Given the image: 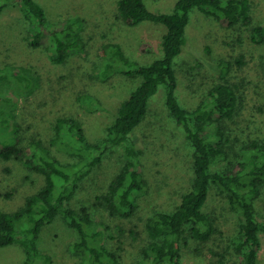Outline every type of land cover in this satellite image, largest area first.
Returning a JSON list of instances; mask_svg holds the SVG:
<instances>
[{"label":"trees","instance_id":"16d2710c","mask_svg":"<svg viewBox=\"0 0 264 264\" xmlns=\"http://www.w3.org/2000/svg\"><path fill=\"white\" fill-rule=\"evenodd\" d=\"M15 1L26 19L35 20L30 35L31 47H41L48 38L51 59L56 64L64 63L72 53L83 50L82 18L50 23L36 0ZM6 4L0 0V15ZM193 9L223 22L227 29H234L237 25L248 27L253 42H264V21L253 24L249 0H176L172 12H153L143 0H117V18L126 24L134 26L151 21L163 24L166 32L161 40L162 56L130 70L118 68L121 63L130 61L121 45L106 36L102 38L97 48L98 56L104 58L100 78L108 80L112 73L141 77V82L128 97L120 101L112 121L105 127V137L92 141L78 118L57 116L49 145L34 135L23 138L17 130L10 142H0V161L21 160L28 170L42 178L41 186L26 195L17 209L0 208V247L20 244L25 251L22 264H51V256L43 254L38 239L43 226L59 215L75 233V240L69 244L78 259L74 264H121L117 252L120 247L111 250L103 246L102 228L95 227L86 206L75 208L73 200L80 180L102 161L108 151L121 147L119 171L97 199L109 215L118 220H129L137 212L139 194L146 190L147 183L138 168L144 151L133 135L149 110L150 98L160 85L165 87L167 111L182 128L190 144L193 176L185 191H176L179 198L173 210H157L146 218L144 226L148 240L141 247L136 264H182L183 245L188 244V239L195 244V250H207L218 256L221 264L226 259L231 264H257L260 233H264V210L259 203L264 199V139L238 142V133L232 123L239 115L244 97L240 85L223 79L213 84L193 108L183 107L176 95L173 60L186 43L185 30ZM237 63L243 62L238 59ZM4 68L7 67L1 61L0 90L10 76L15 82L23 83L24 88L30 87L34 81L24 66L8 68V71ZM224 70H227V63ZM1 94L2 91L0 97ZM90 104L94 108H103L100 101L93 98H90ZM5 115L12 114L0 108L1 127H6ZM13 124L20 126L15 121ZM53 147L77 158V164H64L53 153ZM232 153L234 162L230 161ZM227 161L229 166L225 165ZM212 188H217L237 213V230L224 245L217 243L215 218L204 211ZM3 196L10 197L11 192H5ZM119 231L120 234L123 232L121 228ZM117 238V242H121L120 236Z\"/></svg>","mask_w":264,"mask_h":264},{"label":"rangeland","instance_id":"374dc122","mask_svg":"<svg viewBox=\"0 0 264 264\" xmlns=\"http://www.w3.org/2000/svg\"><path fill=\"white\" fill-rule=\"evenodd\" d=\"M1 1L8 4L0 15V62L7 67L4 68L6 71L26 67L34 81L30 87L24 88L23 83L15 82L10 76L3 84L0 108L12 115H5L6 127L0 126V142H10L17 130L23 138L34 135L49 145L57 116L78 118L92 141L104 138L105 127L112 121L120 101L128 97L141 82V77L111 72L108 80H102L99 72L104 58L97 54L102 38L106 36L121 45L130 61L121 63L118 68L130 70L162 56L161 40L166 27L151 21L134 26L126 24L117 18V0H36L50 23L77 17L83 19L80 30L85 45L83 50L72 53L64 63L56 64L51 59L48 38L41 47L30 45L35 20L23 16L17 1ZM175 1L143 0L153 12H172ZM249 1L253 24L262 23L264 0ZM185 35L182 52L173 60L176 95L181 105L193 108L213 84L223 79L238 82L244 96L239 115L232 123L238 133V142L264 139V42H253L248 27L237 25L234 29H227L223 22L197 9L190 13ZM238 59L243 63L238 64ZM226 63L227 70H224ZM164 97L165 87L160 85L150 98L149 110L133 135L144 151L138 168L147 183L146 190L139 194L137 212L129 220H118L109 215L97 199L119 171L121 147L108 151L102 161L80 180L75 192V208H88L95 227L103 230V246L111 250L120 247L117 252L121 264H136L140 249L148 240L144 226L146 218L157 210H173L179 198L176 191H185L193 176L190 144L182 128L167 111ZM90 98L100 101L103 108L91 106ZM14 121L20 126L16 127ZM52 151L64 164H77L74 156L54 147ZM231 155L230 161L234 162L233 153ZM225 165L229 166L228 161ZM41 184L42 178L28 170L21 160H1L0 208L17 209L24 197L35 192ZM5 192H11V196L4 197ZM259 203L264 210V199ZM204 211L215 218L217 243L224 245L237 230V213L217 188L210 190ZM119 228L123 230L121 234ZM117 236L121 242H117ZM73 240L75 233L59 215L43 226L38 246L43 254L51 256V264H74L78 259L69 247ZM194 246L191 239L183 245L182 264H221L218 256L207 250H195ZM24 259L25 251L20 244L0 247V264H22ZM223 264L231 262L226 259ZM257 264H264V233H260Z\"/></svg>","mask_w":264,"mask_h":264}]
</instances>
